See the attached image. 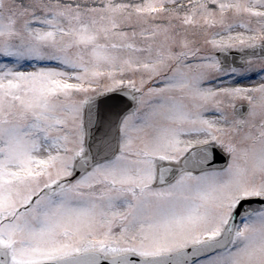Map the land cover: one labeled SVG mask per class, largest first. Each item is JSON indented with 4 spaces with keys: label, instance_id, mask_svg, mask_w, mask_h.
I'll list each match as a JSON object with an SVG mask.
<instances>
[{
    "label": "snow or ice",
    "instance_id": "1",
    "mask_svg": "<svg viewBox=\"0 0 264 264\" xmlns=\"http://www.w3.org/2000/svg\"><path fill=\"white\" fill-rule=\"evenodd\" d=\"M0 264H264V0H0Z\"/></svg>",
    "mask_w": 264,
    "mask_h": 264
}]
</instances>
